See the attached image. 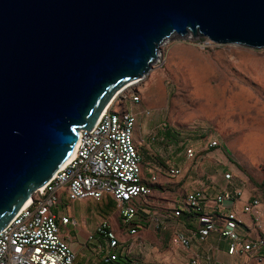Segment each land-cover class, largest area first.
Returning <instances> with one entry per match:
<instances>
[{
	"label": "water",
	"instance_id": "95a60500",
	"mask_svg": "<svg viewBox=\"0 0 264 264\" xmlns=\"http://www.w3.org/2000/svg\"><path fill=\"white\" fill-rule=\"evenodd\" d=\"M264 48V0H0V230L175 36Z\"/></svg>",
	"mask_w": 264,
	"mask_h": 264
},
{
	"label": "rangeland",
	"instance_id": "374dc122",
	"mask_svg": "<svg viewBox=\"0 0 264 264\" xmlns=\"http://www.w3.org/2000/svg\"><path fill=\"white\" fill-rule=\"evenodd\" d=\"M133 93L140 96L138 102L132 101ZM120 95L123 102L116 109L138 116L134 137L147 156L144 169L158 174L150 196L157 206L180 198L188 186L212 176L221 187L238 186L244 198L259 197L264 209V48L175 36L161 45L149 74ZM213 140L220 147L209 149ZM188 147L197 152L194 159L185 155ZM168 164L182 172L170 176ZM226 172L232 174L228 182ZM58 210L71 219L63 232L72 239L78 264L91 260L104 264L100 239L87 241L89 234L97 235L103 218L127 240L133 264H186L187 252L170 236L175 229L184 230L182 226L166 231L152 226L130 237L118 227L123 224L116 206L111 211L94 199L71 201L64 195ZM220 245L214 257L233 261L224 252L226 241Z\"/></svg>",
	"mask_w": 264,
	"mask_h": 264
},
{
	"label": "built area",
	"instance_id": "2783aa9c",
	"mask_svg": "<svg viewBox=\"0 0 264 264\" xmlns=\"http://www.w3.org/2000/svg\"><path fill=\"white\" fill-rule=\"evenodd\" d=\"M121 93L90 130L79 131L71 160L39 187L31 201L0 230V264H78L72 239L63 232L71 219L58 210L64 195L71 201L113 200L123 224L118 227L130 237L152 226L158 231L184 227L170 236L173 244L187 252L186 264H264V209L259 197L244 198L238 186L221 187L208 176L164 206L151 201L158 174L144 169L141 143L134 137L137 114L116 109L123 102ZM131 99L138 102L140 96L133 93ZM220 145L213 140L207 146ZM185 155L194 159L197 152L188 147ZM167 166L170 176L182 172L179 166ZM223 177L228 182L232 174L226 172ZM96 233L89 234L87 241L94 242L96 236L100 239V262H113L120 253L129 255L127 240L108 218L100 221ZM220 241H226L224 252L233 261L214 257Z\"/></svg>",
	"mask_w": 264,
	"mask_h": 264
},
{
	"label": "trees",
	"instance_id": "16d2710c",
	"mask_svg": "<svg viewBox=\"0 0 264 264\" xmlns=\"http://www.w3.org/2000/svg\"><path fill=\"white\" fill-rule=\"evenodd\" d=\"M169 135V133H168ZM215 147H212L211 149H214ZM144 156V159L146 160V155L144 154V152L142 151L141 152ZM144 160V166H145V161ZM148 172V171H146ZM97 202H100V204H103L105 206H107L111 211L115 210V202L113 200H110L108 198H104L100 201H97ZM104 264H133V260L132 258L129 256V255H126L124 253H120L119 256H118V259L113 261V262H110V263H104Z\"/></svg>",
	"mask_w": 264,
	"mask_h": 264
},
{
	"label": "bare ground",
	"instance_id": "6f19581e",
	"mask_svg": "<svg viewBox=\"0 0 264 264\" xmlns=\"http://www.w3.org/2000/svg\"><path fill=\"white\" fill-rule=\"evenodd\" d=\"M138 82H139V81H138ZM138 82L131 83L130 86L133 85V84H136V83H138ZM122 92H123V91H122ZM118 94H119V93H118ZM73 156H74V152H73V154H72V155L66 160V162L62 165V167H63L65 164H67V162H69ZM30 201H31V198H28L27 201L25 202V204H24L23 206L27 205Z\"/></svg>",
	"mask_w": 264,
	"mask_h": 264
},
{
	"label": "crops",
	"instance_id": "0c3cea01",
	"mask_svg": "<svg viewBox=\"0 0 264 264\" xmlns=\"http://www.w3.org/2000/svg\"><path fill=\"white\" fill-rule=\"evenodd\" d=\"M213 237H215V236H213ZM211 240H214V239H213V238H211ZM90 262H91V263H95V262H94V260H91Z\"/></svg>",
	"mask_w": 264,
	"mask_h": 264
}]
</instances>
